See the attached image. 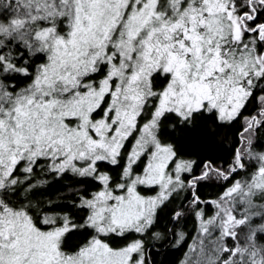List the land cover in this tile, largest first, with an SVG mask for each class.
Masks as SVG:
<instances>
[{
    "label": "snow or ice",
    "instance_id": "obj_1",
    "mask_svg": "<svg viewBox=\"0 0 264 264\" xmlns=\"http://www.w3.org/2000/svg\"><path fill=\"white\" fill-rule=\"evenodd\" d=\"M0 264H264V0H0Z\"/></svg>",
    "mask_w": 264,
    "mask_h": 264
}]
</instances>
